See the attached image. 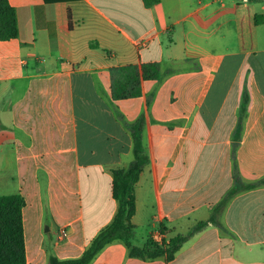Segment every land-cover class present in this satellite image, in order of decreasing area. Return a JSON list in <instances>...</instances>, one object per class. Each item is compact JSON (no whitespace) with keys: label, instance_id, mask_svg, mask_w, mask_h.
I'll return each instance as SVG.
<instances>
[{"label":"crops","instance_id":"obj_1","mask_svg":"<svg viewBox=\"0 0 264 264\" xmlns=\"http://www.w3.org/2000/svg\"><path fill=\"white\" fill-rule=\"evenodd\" d=\"M9 1L20 35L0 39V195L25 199L27 264L81 256L112 221L113 169L134 159L140 118L134 243L186 239L154 258L115 240L90 264H264V185L219 207L236 174L264 178V17L240 44L264 0ZM142 64L165 74L115 98Z\"/></svg>","mask_w":264,"mask_h":264},{"label":"trees","instance_id":"obj_2","mask_svg":"<svg viewBox=\"0 0 264 264\" xmlns=\"http://www.w3.org/2000/svg\"><path fill=\"white\" fill-rule=\"evenodd\" d=\"M46 1L62 3L70 0ZM145 1L153 3L159 0ZM239 5L238 12L241 10ZM68 15L70 16L69 12ZM253 16V26L246 30L240 28L242 50L248 48V40H254L253 27L258 25L264 17L263 14H253ZM258 17L262 19L259 20ZM19 35L20 28L16 8L11 5L9 0H0V39L10 40L18 38ZM123 74L125 75L115 79V98L139 95L142 79L162 78L165 73H162L158 64H142L141 66H128ZM141 124V118L129 124L134 138V159L127 168L113 169L112 194L118 201V209L112 221L101 229L81 256L62 259L52 249H49L47 264H90L107 244L115 240H122L129 248L131 256L154 258L166 254L168 257H172L186 239L185 235L180 234L172 238L168 243H159L152 238H149L143 246H138L134 243L136 232L131 218L136 209L135 186L148 158L143 148ZM241 125L242 123L240 122V127ZM235 183L236 186L224 198L219 207L223 206L228 198L238 191L264 185V178L255 182H246L239 174H236ZM24 206L25 199L20 193L0 195V264H27L23 221ZM207 223L208 220L200 221L195 229H199Z\"/></svg>","mask_w":264,"mask_h":264},{"label":"rangeland","instance_id":"obj_3","mask_svg":"<svg viewBox=\"0 0 264 264\" xmlns=\"http://www.w3.org/2000/svg\"><path fill=\"white\" fill-rule=\"evenodd\" d=\"M263 33H262V31H261V37L263 38ZM261 43H264V38L263 39H261ZM188 63L187 62H185V61H177V62H175L174 64H173V66L172 65H170L175 71H178V70H182V69H185V68H187L188 67ZM165 68H167V66L165 65V64H163L162 65V69L164 70ZM11 182H13L12 180H11ZM14 183V182H13ZM86 204H87V200H86ZM86 207H87V205H86Z\"/></svg>","mask_w":264,"mask_h":264},{"label":"built area","instance_id":"obj_4","mask_svg":"<svg viewBox=\"0 0 264 264\" xmlns=\"http://www.w3.org/2000/svg\"><path fill=\"white\" fill-rule=\"evenodd\" d=\"M158 240H159V239H156V238H155V241H157V242H158ZM159 243H160V242H159Z\"/></svg>","mask_w":264,"mask_h":264}]
</instances>
